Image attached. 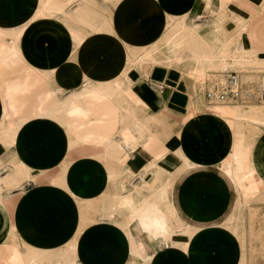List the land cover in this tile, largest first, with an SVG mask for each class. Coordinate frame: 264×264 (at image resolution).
Wrapping results in <instances>:
<instances>
[{"label":"crops","instance_id":"obj_1","mask_svg":"<svg viewBox=\"0 0 264 264\" xmlns=\"http://www.w3.org/2000/svg\"><path fill=\"white\" fill-rule=\"evenodd\" d=\"M263 5L0 0V29L16 37L23 54L0 74V131L6 120L16 130L13 144L0 137V264H252L256 251L264 259V245H251L245 228L253 193L239 196L227 171L248 148L251 170L264 185V130L239 108L247 105L210 106L197 87L205 75L228 72L238 74L245 94L262 87L264 65L244 56L264 57ZM75 36L84 39L79 46ZM155 46L154 60L135 62ZM85 77L93 81L87 89L113 82L112 92L124 91L154 137L152 150L123 158L120 149L105 151L127 150L124 141L137 135L135 124L123 123L119 95L88 93L67 113L57 110ZM54 83L65 89L56 96ZM126 173L139 183L128 187ZM188 179L193 202L181 188ZM143 204L159 205L172 218L168 226L179 224L175 244L154 238L155 222L137 216Z\"/></svg>","mask_w":264,"mask_h":264},{"label":"bare ground","instance_id":"obj_2","mask_svg":"<svg viewBox=\"0 0 264 264\" xmlns=\"http://www.w3.org/2000/svg\"><path fill=\"white\" fill-rule=\"evenodd\" d=\"M173 19V18H172ZM174 22H175V20H174ZM179 24H177V26L175 27V25L173 26V28H172V30L174 29V31H176L177 29H178V27H181V26H183L184 25V23H183V20H180L179 22H178ZM172 26V25H171ZM185 27V26H184ZM5 33H3V31L0 29V39L1 38H5ZM83 37H81V36H75V41H77V43H81L83 40ZM156 47V46H155ZM155 47H153V48H155ZM157 50V47H156V49H154L152 52L151 51H148L147 52V54H143V55H141V57H139V58H136V61L135 62H137V64H143V63H145V60L146 59H149V60H154L155 58H156V56H155V51ZM244 55V54H243ZM254 55H256L255 57V59L256 60H259V64L260 65H264V57H261V55H258V53H252V51H250L249 53H247L245 56H244V58H246V59H244L243 57V59L244 60H247V57L249 58V59H253V56ZM21 56H23V54H22V52L20 51V49L17 47V46H9L8 44H4V46H2L1 48H0V60L1 61H4V60H8V59H14V58H17V57H21ZM242 56V55H241ZM247 56V57H246ZM130 58V57H129ZM255 60V61H256ZM11 61V60H10ZM15 61V60H14ZM261 61V62H260ZM5 62H7V61H5ZM248 62H250V61H248ZM8 63V62H7ZM10 63H12V62H10ZM254 64H258V62H254ZM7 65H9V64H7ZM223 74V73H222ZM221 74V75H222ZM48 76V75H47ZM215 76H220V75H215ZM87 79V78H86ZM85 80V79H84ZM87 81V80H86ZM89 82L91 83V79L90 80H88V84H89ZM111 83H113V82H111ZM110 83V84H111ZM116 83H119V82H116ZM263 83H264V81H263ZM104 84V83H103ZM103 84H101V85H98L97 83H95L93 86H91V87H89V89H85V90H82V91H80V92H73L71 95H72V97H71V99H69V100H67V101H64V102H60V103H58V105H57V110L58 111H61L63 114H65V113H67L68 112V108H69V106H70V104H72V102L76 99V98H78V97H80V96H82V95H85V94H88V93H100V92H103L104 94H106V95H110V96H114V95H119L120 97H119V99L121 98V96H123L122 94L124 93L123 91H121V92H117V93H115V91L114 92H112V90L113 89H111V87L109 86H104ZM106 84V83H105ZM242 84V83H241ZM103 85V86H102ZM113 85H115V84H113ZM116 87V86H115ZM119 87H121L120 85H119ZM84 88V87H83ZM113 88V87H112ZM122 88V87H121ZM120 88V89H121ZM119 89V88H118ZM242 89H243V86H242ZM58 91H62V89L61 90H58ZM58 91H55V96H56V94H57V92ZM64 91V90H63ZM116 91H118L117 90V88H116ZM244 91V90H243ZM123 92V93H122ZM122 93V94H121ZM247 99H250V100H248L247 102H243V101H237V102H235V103H238V104H244V105H250V104H252L254 101H256L257 100V96H258V93H257V96H256V93L255 92H253L252 90H248L247 91ZM65 100V99H64ZM258 101V100H257ZM54 102H56L55 100H54ZM225 104H231V103H226V102H224V103H217V104H213V106H218V105H225ZM258 104H260V105H264V104H261V103H258ZM55 112V111H54ZM127 112L129 113V116L130 115H132L133 117H134V114H133V112L131 111V110H129V109H127ZM126 112V113H127ZM250 113H251V115L248 117L251 121H253L255 124H257L259 127H264V119H261V113H258L257 111H255L254 109L252 110V109H250ZM262 114H264V113H262ZM216 115V114H215ZM49 116V115H48ZM218 116V115H217ZM50 117V116H49ZM124 117V116H123ZM221 117V116H220ZM7 118V117H6ZM44 118V117H43ZM223 118V117H222ZM45 119H47L46 117H45ZM52 119V118H51ZM51 119H49V120H51ZM57 119V118H56ZM134 119L136 120V121H138V119L137 118H135L134 117ZM224 120V119H223ZM54 121H55V119H54ZM57 121V120H56ZM6 122H7V120H6ZM6 122H5V126H3V129H2V131H0V137L2 136L4 139L2 140V142L3 143H10V144H13L14 143V141H15V139H16V130L15 129H13L12 128V126H10V125H7L6 124ZM136 124H138V123H136ZM60 126V125H59ZM138 127V131H137V133H138V137H139V139H144V141H145V144H147L146 142H147V138H148V136L146 135V133H145V126L144 127H139V125L137 126ZM1 130V129H0ZM125 144H127V150H122V148H120V147H118L117 145L115 146H113V145H109L108 147H106L105 149L107 150H105L106 152H108L111 148H115V149H120L121 150V157L123 158V156L124 155H126L125 154V152H128V151H130V152H136V151H138V150H140V149H142V144L141 143H139V142H136V141H134V140H130V139H128L127 141H125L124 142ZM246 156H247V153L245 154ZM236 160V159H235ZM236 162V161H235ZM250 165V164H249ZM229 167H230V165H229ZM228 167V169H230V170H227V171H229V173H230V171H231V174H232V176H233V178H234V181H235V183H236V186H237V189L238 190H240V194H239V196L241 195V193L243 194V195H241V196H244V195H246V193L248 192V189L249 190H252V189H250L251 187L250 186H247V184L246 183H244V182H246L247 180L249 181V179H248V177H249V175H253V176H255V174H254V172L251 170V167H249V170H248V174H241V173H243V171L241 172V171H239V172H241V173H239L238 171L236 172V171H234V169H231V168H229ZM234 168H235V170H237V168H236V166H233ZM239 167H240V164H239ZM238 170H240V168L238 169ZM229 176V175H228ZM253 176H251V178L253 177ZM24 177L25 178H32V175H31V172L30 171H26V173H25V175H24ZM262 182V181H261ZM260 181H254V182H252V187H253V189L254 188H256L257 186H259V188L260 187H264V185L261 183ZM64 185V184H63ZM239 192V191H238ZM107 198V197H106ZM131 198V197H130ZM241 198H243V197H239V199L240 200H242ZM112 199V198H111ZM114 199V198H113ZM106 200V199H105ZM104 200V201H105ZM123 200V199H122ZM144 200V199H143ZM250 199H248V202H250L249 201ZM112 201V200H111ZM114 201V200H113ZM112 201V202H113ZM119 201H121V200H119ZM239 201V200H238ZM116 201H114V203H115ZM122 202V201H121ZM137 202V201H136ZM247 202V201H246ZM247 202V203H248ZM139 203V202H138ZM137 203V204H138ZM240 203V202H239ZM238 203V204H239ZM104 204H105V202H104ZM116 204H117V202H116ZM116 204L114 205L115 207H116ZM144 205V204H143ZM241 205H242V203H241ZM105 206H106V204H105ZM104 206V207H105ZM145 206V205H144ZM246 206H248V205H246ZM114 207V209H116ZM146 207H148V206H145V207H141V208H139L138 210H139V212H138V214H137V216H144V215H146L147 214V216H149V218L150 219H152L154 222H155V234H154V238L155 239H158V238H162V240H165V241H172L174 244L176 243L175 242V237L177 236V233H176V229H179V224H178V226L177 225H175V224H173V222H172V224H173V227L171 226H168V222L170 223V220L172 219V218H170V220H169V218L167 217V215H166V213L165 212H162L161 210H160V207H159V205H156V206H153L152 207V209L151 208H146ZM117 210V209H116ZM111 212V211H110ZM136 212V213H137ZM131 214V213H130ZM119 215V214H118ZM171 215V214H170ZM126 217H128V216H126ZM112 218V217H111ZM110 218V219H111ZM234 218V217H233ZM174 219V218H173ZM125 220V219H124ZM129 220V219H128ZM169 220V221H168ZM238 221V220H237ZM125 222H127V221H124V223L123 224H126ZM120 223V222H119ZM175 223V222H174ZM171 225V224H170ZM129 229V228H128ZM188 229V228H187ZM186 229V230H187ZM129 231V230H128ZM130 232V231H129ZM187 232V231H186ZM129 234V236H130V233H128ZM183 236V235H182ZM159 240V239H158ZM161 240V239H160ZM182 241V240H181ZM186 241H187V239H185L184 238V241L182 242V245L181 246H184L185 245V243H186ZM130 242V241H129ZM133 243V242H132ZM162 243V242H161ZM188 243V242H187ZM131 244V243H130ZM134 244V243H133ZM172 246V245H171ZM170 247V246H169ZM69 249V248H68ZM138 250V249H137ZM137 252V251H136ZM40 254V253H39ZM139 255V254H138ZM36 258V257H35ZM140 259V258H139ZM34 261V260H33ZM32 261V262H33ZM32 262H31V264H32ZM30 263V262H29ZM28 263V264H29Z\"/></svg>","mask_w":264,"mask_h":264},{"label":"rangeland","instance_id":"obj_3","mask_svg":"<svg viewBox=\"0 0 264 264\" xmlns=\"http://www.w3.org/2000/svg\"><path fill=\"white\" fill-rule=\"evenodd\" d=\"M262 7H263L262 9H264V5ZM172 21H174V20H171L170 19V22H172ZM176 31H174V32H176ZM7 37H9V39H11V40L10 41H7L6 40ZM15 38H16L15 36H9V35L6 34L5 35V38H1L0 39V44H2V46H4V44H8L9 46H16L15 45V40H16ZM76 44H77V46L80 45V43H77V41H76ZM2 46H0V48ZM143 54H141V55H143ZM141 55L140 56L138 55L137 57H134V58H139V57H141ZM22 57L23 56L17 57V58H14V59L4 60V61H1L0 60V74L4 73L6 69L7 70L14 69L17 66V64L21 61ZM5 61H7L8 63L5 62ZM10 62H12V63H10ZM7 64H9V65H7ZM263 69H264V67H263ZM48 74H49V72L45 73L46 76ZM125 77L126 76L124 75V78L121 79V80H119V81H124L125 82V90H126V87H127L126 86L127 85L126 83H129V82L126 79L127 77L126 78ZM216 77H218V76H215V74H208V75H205V76L202 77L201 83L200 82L197 83L198 90L201 91L200 94L202 96H203V89H205L203 86L206 84V81H209V80H211L213 78H216ZM86 78L87 77L84 78L85 79L84 80L85 82L83 81V84H82L81 88L78 89V90H75L74 92H80L83 89L87 88V86H88V80H90V79L89 78L86 79ZM50 79H53L52 76L50 77ZM250 79H252V77ZM247 81H248V79H247ZM91 82H93V81L91 80ZM242 82H244V81H242ZM261 86L264 87V83H261ZM54 87H55L56 91L62 89V91H58L59 94L61 92H63V90H65L63 87L56 86L55 83H54ZM250 90H252L253 92H255V90H253V88H250ZM255 93H256V96H257L258 91H256ZM117 100L118 101L120 100L119 102H120V105H121L122 110L124 109V111H126V112H127V109L131 110L133 112V114H134V117L138 119V121H136L134 119V117L132 115L129 116V113L127 112L124 115H122L123 123H127L128 121L129 122L131 121L133 124H135V126L137 128V131H138V127H137L138 125H139V127H144L145 126L144 123L141 121L138 112H136V110H134V108L132 107V105H130L129 100L123 99L122 96H121L120 99H117ZM202 100L204 101V105H205V103H206L205 101L206 100H204L203 97H202ZM248 100H250V99H246V100H243V99H240V100H231V101L226 102V103H235L237 101H243V102L245 101V102H247ZM258 103L259 102L256 100L252 104L247 105L248 107L247 106L246 107L244 106V107H239V108H241L243 110H246V109H249V110L252 109L253 110L254 109L258 113H261V119H264V114H262V113H264V105H260ZM213 104H217V103H208V105H210V106H213ZM237 105H239V104H237ZM136 123H138V124H136ZM260 128L264 130V127H260ZM137 131H136V134H137L136 137L135 138L132 137L130 140H134L136 142L141 143L142 144V149L143 148H148V149L152 150L154 147L147 145V144L151 143L152 138H154L152 136V134L145 131L146 135L148 136L147 142H146L147 144H145L144 139L143 140L142 139H139ZM121 134H123V132H121ZM127 140H128V138H127ZM127 140H125V141H127ZM248 152H249V149L247 148V156L245 155L246 153L244 154V156H242V158L240 160V167H239V165L236 166V164H233V166H236V168H237V170H235V168L233 167L234 171H236V172L237 171L238 172L239 171H241V172L243 171V173H241V172H239V173H241V174H248L247 172H248L249 167H250V165H249V158H248ZM157 157L160 158V156H157ZM235 161L237 162V160H234V163H236ZM239 168H240V170H238ZM134 175H135V173H132V174L126 173V174H124V175L121 176V178H124V180L126 181V184H127L128 187H130L133 184L139 183L140 178L134 177ZM251 176H253V175H249V177H248L249 181L247 180L246 182H244V183L247 184V186H250L251 187L250 189H252V190H249L248 189V192L246 193V195L249 194V192H252L253 193V195L249 197V199H250L249 201L250 202H248L246 200L248 202V210L244 211V218L247 220V225H246L245 228H246L248 237L251 238V245L254 243L253 246L256 247V249H258L257 247L259 246V244L264 245V206H263V210L262 211H259L256 208H254V205H256V204H264V187L263 188L262 187L259 188V186H257L256 188L253 189V187L251 186L252 185V182H254V181H257L258 182L259 180L256 177V175L253 176L252 178H251ZM121 178H119L117 180V182ZM110 183H112V182L110 181ZM181 188H183V192L185 193L183 196L189 197L190 201L193 202V180L192 179H188L187 181H185L183 183V185H181ZM250 261H252V264H264V259H263L262 255L260 254L259 251L254 252L250 256Z\"/></svg>","mask_w":264,"mask_h":264},{"label":"built area","instance_id":"obj_4","mask_svg":"<svg viewBox=\"0 0 264 264\" xmlns=\"http://www.w3.org/2000/svg\"><path fill=\"white\" fill-rule=\"evenodd\" d=\"M239 76L235 72L223 73L222 75L206 81L204 97L208 103H224L231 100H246L243 93ZM257 100L264 104V87L258 90Z\"/></svg>","mask_w":264,"mask_h":264}]
</instances>
